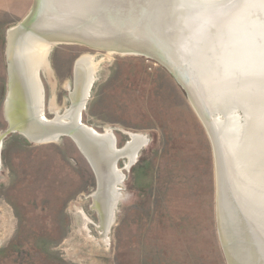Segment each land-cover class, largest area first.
Instances as JSON below:
<instances>
[{"label": "rangeland", "instance_id": "rangeland-1", "mask_svg": "<svg viewBox=\"0 0 264 264\" xmlns=\"http://www.w3.org/2000/svg\"><path fill=\"white\" fill-rule=\"evenodd\" d=\"M31 5L0 0V134L6 31ZM84 53L97 60L105 52L65 44L50 50L54 86L40 74L48 119L52 96L58 112L69 105L74 63ZM89 90L85 125L110 129L117 147L129 140L127 132L147 138L127 169L124 158L117 161L122 198L107 243L92 207L96 178L74 142L62 136L32 144L14 132L0 149V264H226L215 223L212 149L178 84L150 59L112 54L100 62ZM77 208L90 220L87 233L78 232Z\"/></svg>", "mask_w": 264, "mask_h": 264}, {"label": "bare ground", "instance_id": "bare-ground-1", "mask_svg": "<svg viewBox=\"0 0 264 264\" xmlns=\"http://www.w3.org/2000/svg\"><path fill=\"white\" fill-rule=\"evenodd\" d=\"M106 1L40 0L29 24L8 29V121L31 140H57L59 131L80 123L84 131L73 137L97 176L92 207L98 214L100 239L107 243L116 203L122 198L118 186L123 174L115 157L124 153L127 169L147 138L127 132L129 140L117 147L110 129L98 132L82 122V108L102 60L112 54H136L143 47L157 52L158 48L149 45L159 40L150 37H162L171 49L169 54L163 50L158 54L167 62L174 59L172 64L185 67L193 76L202 102L212 113L204 123L222 130L218 137L229 148V158L224 160L237 188L240 208L229 191L223 190L219 170L223 166L216 158L217 220L229 264H264V61L255 51L257 44L264 45V0H132L131 4L116 5L120 7L116 13L109 12L112 1ZM75 42L105 53L97 60L88 53L77 59L73 104L65 107L62 115L52 96L49 109L53 118L48 119L40 74L43 72L53 87L49 52L57 44ZM193 107L200 114L194 101ZM74 219L78 232L87 233L90 220L80 208L75 210Z\"/></svg>", "mask_w": 264, "mask_h": 264}, {"label": "water", "instance_id": "water-1", "mask_svg": "<svg viewBox=\"0 0 264 264\" xmlns=\"http://www.w3.org/2000/svg\"><path fill=\"white\" fill-rule=\"evenodd\" d=\"M109 1L108 2L106 1L107 4H109ZM111 1H112L111 2L112 7H111L110 10L109 9L108 10H109V12H111V11L113 12L114 11L115 13L118 11L117 9L120 8L119 6L121 4H124V3L125 4H128V3L131 4V2H132V0H118V1L117 0H111ZM164 1L165 0H162V2H164ZM116 5H119V6L116 7ZM40 6H41L40 5V0H32V5H31L29 11L22 18V20L17 24L18 28H22L25 24H29V21H31L33 19V17L37 14L38 9L40 8ZM128 10L132 11L131 7ZM172 20H173V17L169 16V21H172ZM7 33H8V30L6 31V39H5L6 40V42H5L6 90H5V97H4V101H3V117H4L5 121H6V129L4 130V132H2L0 134V149H1V145H2V140L7 135H9L10 133H14V132L18 133L19 135L24 137L29 143H32V144H44V143L55 142V141H58L60 139V137H62V136H68L74 142V144L76 145L77 149L80 151V153L85 157V159L89 163V165H90V167H91V169H92V171H93V173L95 175V178H96V189H97L98 188V181H97V176L95 174L94 168H93L92 164L90 163V161L88 160L87 156L81 150L80 146L77 144L76 139L73 137V135L75 133L76 134L80 133V132L82 133L84 131V130L82 131L80 123H78V124L72 123V127H67V128L64 129L65 132H64V130L59 131V133L56 134L57 135V140H55L56 138L55 139L54 138L53 139L52 138L51 139L50 138H43V139L41 138V139H38V140H31L30 138H28L24 134V132L19 131V129H17V128H14V124H11L8 121V119L6 117V114H5L6 113V103H7L8 99H9L8 91H9V86H10V84H9L8 58H7ZM155 38H157V39H155ZM150 39L151 40H159V42L151 43V45H149V46H151V48H155V49L158 48L156 50L157 52L152 51L150 49H149L150 50L149 51V50L145 49V47H143L142 48L143 50H141L140 52H138L136 54L131 53V54H125V55L141 56V57L150 59V60L158 63L159 65H161L170 74V76L174 79V81L178 84V86L184 92L188 104L192 108L193 112L195 113L196 117L198 118V120L200 121V123L202 124V126H203V128H204V130L206 132V135L208 137V140L210 142V146H211V149H212V157H213L214 190H215V223H216L217 237H218V241H219V244H220V247H221V250H222V254H223L225 263L229 264L227 253L225 251V245L226 244L223 242V240H222V238L220 236L219 225H218V220H217V195H218V185L219 184H218V174H217L218 170H217V166H216V158L218 157V159L221 162V166H223V167H219L220 174H222L221 180L223 181V190L229 191L228 193L230 194V196L233 199L234 203L236 204V206L238 208H240V206H241L240 200L237 199L238 198V195H237V192H236L237 188H236V186H235V184L233 182L232 174H230V172H229V167H228V164H227L228 162L224 160V159H226L227 156L229 158V154H230L229 153V148H228L227 144H224L222 139L218 137L219 133L222 134V130H219L220 131L219 132L217 127L214 128L213 125H209V126L206 125L209 122L212 113H211L209 107L206 106L204 102H202L203 99H202L201 91H200V89H198V84L195 83V80H194L193 76L189 73L188 70L185 69V67H181L180 66L181 67L180 68L179 64H177V65L172 64V62H176L174 59H170L167 62V60L164 58V56L158 54V53H160V50L166 51L169 54L170 49H171L170 45L167 44L162 37L152 36V37H150ZM255 42L261 43L257 39L255 40ZM62 44H65V45H80V46L86 47L88 49L104 51V49L92 48V47H89V46H87L85 44H80V43H77V42H75V43H62ZM255 51H258V52H260L261 55H263L261 60L264 61V45L260 44L258 46V44H257L255 46ZM171 55H175V54L171 53L170 56ZM76 62H77V60L75 61L74 68H73V86H72L73 90L68 95L69 107L73 104V100H72L71 94L75 90V83H76L77 77H78L77 76L78 73H77V67H76L77 63ZM193 101L200 108V114L193 107ZM85 103H86V101H85ZM84 106H85V104H84ZM83 108H82V110H83ZM63 113H64V111L61 114L63 115ZM204 119L206 120V124L204 123L205 122ZM58 121H60V123H62V121L60 119ZM71 133H73V134H71ZM86 133L89 136H93L94 137V135L92 133H90L88 131H86ZM113 140H114V145H115V138H113ZM143 145L144 144L139 145V147L137 148V151ZM123 155H124V153H119V154L117 153V155L115 157V164H116V162L118 161L119 158L124 157ZM224 161H225V165H226L227 168H225ZM220 168L222 169V171L224 173L221 171ZM226 173H227V175H226ZM122 179H123V176H122ZM117 184L120 185V183H117ZM229 244H230V241H229Z\"/></svg>", "mask_w": 264, "mask_h": 264}]
</instances>
